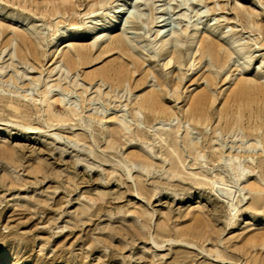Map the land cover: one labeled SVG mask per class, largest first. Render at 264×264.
Wrapping results in <instances>:
<instances>
[{
	"label": "rangeland",
	"instance_id": "1",
	"mask_svg": "<svg viewBox=\"0 0 264 264\" xmlns=\"http://www.w3.org/2000/svg\"><path fill=\"white\" fill-rule=\"evenodd\" d=\"M0 25L1 264H264V196L244 190L264 188V147L234 125L240 84L264 86V0H0ZM73 47L85 60L67 66ZM152 92L170 117L137 108ZM132 151L152 159L141 174Z\"/></svg>",
	"mask_w": 264,
	"mask_h": 264
},
{
	"label": "bare ground",
	"instance_id": "2",
	"mask_svg": "<svg viewBox=\"0 0 264 264\" xmlns=\"http://www.w3.org/2000/svg\"><path fill=\"white\" fill-rule=\"evenodd\" d=\"M186 3L187 2L183 3L182 5H186ZM159 18H161V17H159ZM164 21L165 20H163L161 22H164ZM1 27L2 26L0 25V32H1V34H3L1 31ZM161 27L165 28L166 26H161ZM64 35H65V32L62 31L61 37H64ZM14 36H15V38L19 39L22 42L23 46L26 48V51H28L32 57H34V58L37 57V48H35V46H33L31 38H29L26 33H24V32L23 33H15ZM191 39L193 41L196 40V35L192 36ZM113 46L115 49H118L124 55H126L131 60V63L133 65L137 64V62L133 59L132 55L130 54L128 47L122 38H119V37L116 38ZM201 47L203 50H205L204 54H206L210 58L212 65H214V63L215 64L220 63V61L222 60V56L220 53L221 49H218L214 44L205 45L204 43H202ZM72 49H73L72 55L68 54L65 56L67 58V63H66L67 66L75 64L74 58H76L79 63H84V60H85L84 52L81 49L76 48V47H73ZM178 53H180L179 49L170 53V59L167 61L166 66H169L171 64H175L179 60V58L175 56ZM22 60L25 61L24 58ZM98 77H100V79L102 78V81H104V79H107L110 81L111 80L116 81L117 84H124V83H126V81H128L127 77H125V74L122 71L116 73L114 76H112V73H109V72L98 73V74H95L92 77H90L89 80L91 82H93ZM207 82H209V80H207ZM43 95L44 96L41 97L39 100L35 99L34 97H32V100H34L36 102L39 101L42 104H44V103L48 104V106H47L48 112L54 110L53 102L51 103V98H49L47 96V94H43ZM239 96H240V99H241V96L243 97V102L240 103V108L245 107L246 110L240 111V114L237 116V119L234 121L235 122L234 125L235 126L237 125L240 128V130H243L247 137H252V136L256 137L258 140L257 142L263 148L264 147V134L262 133L261 135H258V132L260 130H262V128L264 127V123H263V120H264V86L263 85L251 86L250 83L249 84L245 83L244 85L241 86V84H240ZM24 98L26 99L27 96H24ZM54 103H60V101L55 100ZM135 104L137 105V108L139 110L149 111L150 113H153L157 117H170V115H171V113L168 111V109H166L161 104L160 99H159V94L157 92H152L151 94L144 95L141 98V100ZM195 104H196L195 108L190 113L192 120L196 124H201V125L206 124V122L208 121L207 113H206L207 99L205 98V96H199ZM252 104L257 105V111H256V113H253V112L249 113L250 115L246 118L248 126H244L243 120L246 116L245 111L249 112L248 110H250L252 108V106H251ZM14 110L16 112H19V109L16 107L14 108ZM70 111L73 112L72 110H70ZM251 122H255V125L252 126ZM259 122H260V124H259ZM26 130H28V131H30V133L32 132L34 134V132H36V130H39V129L28 126V127H26ZM117 131L124 134L126 142L131 143L134 141L133 136L130 133H128L129 127L126 124L121 123L120 128ZM193 148H195V146ZM263 151H264V148H263ZM218 154L220 157L219 159H222L223 153L220 152ZM247 158H250V160H253V156L248 155ZM125 160L132 162L134 167H138L139 168L138 172L140 174L145 171L147 164L152 162V159H150L149 156L145 155L144 153L137 152V151H132L130 153H127L125 155ZM126 169L129 173V178H132V176L130 175L131 169L128 166H126ZM255 170L256 169L254 167L248 166L247 168L243 169V172L244 173H246V172L247 173H254ZM168 174H169V178H170L171 177L170 172ZM222 185L225 186L224 181L222 182ZM245 189L249 192V194H251L252 202H255V201L258 202L264 196V188L261 187V185L258 183L248 184L246 187H244V190ZM222 192H224L226 198H230L232 196V191H230V190L229 191H222ZM231 206H233V205L231 204ZM153 243L156 245V248L162 247V245L160 246V244H157L154 241H153ZM190 245L194 246L191 243H190ZM251 260L253 262H257L260 259L257 256V254H255L254 256L251 257Z\"/></svg>",
	"mask_w": 264,
	"mask_h": 264
}]
</instances>
